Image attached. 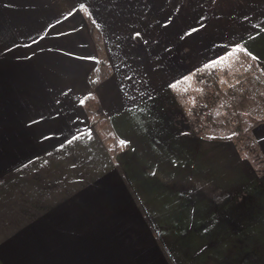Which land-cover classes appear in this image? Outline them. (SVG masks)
Masks as SVG:
<instances>
[{
    "label": "crops",
    "instance_id": "obj_1",
    "mask_svg": "<svg viewBox=\"0 0 264 264\" xmlns=\"http://www.w3.org/2000/svg\"><path fill=\"white\" fill-rule=\"evenodd\" d=\"M142 1L0 0V264H264V121L259 164L190 131L170 85L178 48L204 62L241 44L264 67V0H216L209 23L192 0L183 27ZM91 27L110 69L95 87Z\"/></svg>",
    "mask_w": 264,
    "mask_h": 264
},
{
    "label": "rangeland",
    "instance_id": "obj_2",
    "mask_svg": "<svg viewBox=\"0 0 264 264\" xmlns=\"http://www.w3.org/2000/svg\"><path fill=\"white\" fill-rule=\"evenodd\" d=\"M149 2V0L142 1L144 12ZM159 2L164 8H169L171 12L169 19H174L175 25L179 27H183L182 16L178 14L181 8L185 7L187 10L188 19L196 18L192 11V0H161ZM206 2L204 18L209 23L212 16L220 15V11L215 9V5L210 4L217 2L216 0ZM114 3L115 1H112V8H115ZM131 17H123L114 12L110 19L114 24L118 25L120 22L130 27L131 30H129L132 32L133 27L136 26L133 25ZM165 19L166 15L159 16L161 23ZM93 29L99 52L100 48L103 49L101 34L96 27ZM180 49L179 58H182V62L187 65L182 72L186 74L173 84H169L186 115L185 120L190 123V131L194 134L229 137L235 142L241 157H250L260 164L257 157L259 151L251 142L250 130L251 125L256 121H264V67L253 63L250 53L244 50L241 44L224 49L219 55H216V52L211 58L208 55L204 62L194 59L192 52H183V48H178ZM102 70L103 74L105 69L100 67L99 71ZM96 113V120H102L100 128L104 129L107 122L100 109V103ZM109 136L112 137L110 134Z\"/></svg>",
    "mask_w": 264,
    "mask_h": 264
},
{
    "label": "trees",
    "instance_id": "obj_3",
    "mask_svg": "<svg viewBox=\"0 0 264 264\" xmlns=\"http://www.w3.org/2000/svg\"><path fill=\"white\" fill-rule=\"evenodd\" d=\"M89 23H90V26H91L92 25L91 21ZM91 28H94V27H91ZM99 39H100V37H99ZM98 65L101 68L103 67L105 69V71L102 74L103 70L100 72L99 69L98 70L96 69L89 76V82H90V85H92V86H95L100 81V79L103 76H106V75H108L110 73L109 65H108L107 60L105 58L104 51L101 48H100V51H99ZM82 104L85 107V109H86V111L88 113V116H89L90 120L93 121V122H96L95 125L98 128H100V125H101L100 123L102 122V120H96V115H97L96 112H97V109L99 107V100H98L96 94L94 92H91L88 95H86L83 98V100H82ZM259 121L260 120L256 121V123H258ZM256 123H253L251 125V128Z\"/></svg>",
    "mask_w": 264,
    "mask_h": 264
}]
</instances>
